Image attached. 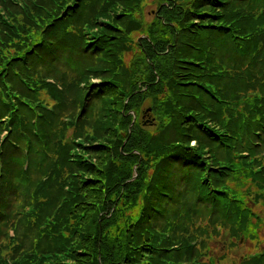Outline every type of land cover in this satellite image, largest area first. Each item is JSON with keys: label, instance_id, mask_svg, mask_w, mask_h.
Instances as JSON below:
<instances>
[{"label": "rangeland", "instance_id": "obj_1", "mask_svg": "<svg viewBox=\"0 0 264 264\" xmlns=\"http://www.w3.org/2000/svg\"><path fill=\"white\" fill-rule=\"evenodd\" d=\"M81 3L82 10L77 11ZM119 3L116 0H0L1 76L4 77L11 60H24L11 68L15 73L8 89L0 88V96L7 103L5 112L0 115V160L5 159L3 155L6 154V158L10 157L6 162H9L18 150L23 158L18 188L12 198L11 194L6 198V201L11 198L7 217L0 220V264H17L15 260L27 252L37 253L36 257H39L47 249H52L58 259H63L73 247L72 233L77 224L64 202L66 192H69L66 185L70 180L69 173L54 179L52 171L61 165L57 158L64 155L68 158L71 151L81 150L80 143L92 141L95 127L104 120L99 114L102 99L91 100L89 109L83 106L87 83L99 81L93 70L109 68L116 76L124 74L116 69L117 61L111 60L113 62L108 64L92 54H83L80 49V35L88 37L96 32V19L107 20V14ZM162 3L161 0H143L138 14L142 22H152ZM68 5H76L75 11ZM226 21L232 23L228 28L234 29L232 36L245 27L246 21L249 24L239 37L233 38L238 44L237 49L231 45L225 57H214L217 75L211 76L208 72L210 79H205V83L219 96L216 101L208 99L211 109L220 116L217 122L228 127H233L232 121L236 122L238 138H234L232 132L225 139L228 142L231 137L230 145L222 141L217 146L209 139L204 142L192 139L189 144L193 148L202 146L206 151L204 159L209 161L211 154L214 166L224 164L219 170L211 168L212 164L208 167L212 175L219 177L218 188L224 190L212 188L211 192L219 195L223 192L239 202L235 203L233 220L222 217L223 213L216 207L196 203L198 187L193 179L188 177L181 184L175 180V186L186 189L184 197L179 201L168 198L157 211L159 217H153L157 218L154 229L171 240L163 239L162 245L157 247L159 251L164 247L171 249L164 250L167 253L162 255L172 259L165 260L170 264H258L259 257L264 260V0L235 3L226 11ZM99 25L102 26V22ZM145 37L148 38L144 30L132 33L120 58L127 66L140 49L138 43L141 44ZM105 58L108 56L105 55L103 60ZM115 80L122 85L123 79ZM17 90L20 95L16 94ZM6 91L10 92L11 100L4 96ZM141 91L146 92L147 86ZM111 93L112 90L108 95ZM128 97L123 100L121 113ZM152 103L150 92L140 109L129 112L132 120L128 129L136 120L145 131L156 129ZM18 120L22 122V131L15 133L13 124H18ZM52 142H60L68 148L60 154L58 146L54 148ZM125 143L126 138L119 146L124 154ZM168 145L164 143L166 148ZM30 151H33L35 161L32 171L28 168ZM89 156L99 165L108 162L107 158L112 159V155L103 151L92 152ZM142 157L139 156L132 167V181L138 177L137 168ZM3 170L0 162L1 176ZM150 172L151 167L146 173ZM243 178L245 183L236 186ZM140 201L123 205L125 219L142 211ZM85 216H81V221ZM148 238L149 233L141 241ZM61 246L67 251L60 249ZM141 261L147 260L142 257Z\"/></svg>", "mask_w": 264, "mask_h": 264}, {"label": "trees", "instance_id": "obj_2", "mask_svg": "<svg viewBox=\"0 0 264 264\" xmlns=\"http://www.w3.org/2000/svg\"><path fill=\"white\" fill-rule=\"evenodd\" d=\"M116 1L120 3L112 8V13L107 14V20L96 19V32L90 33L88 37L80 35V49L83 54H92L97 60L108 64L117 61L116 69L124 74L116 76L109 68L93 70L99 81L87 83L84 91L87 98L83 101V106L89 109L91 100L102 99L99 114L104 120H100V126L95 127L94 136L90 138L92 141L88 144L79 142L81 150L71 151L68 158L66 155L57 158V163L61 165L52 171L54 179L59 178L62 173H69L70 180L66 184L69 192H66L64 202L77 224L72 233L73 247L63 259H58L52 249L42 251V256L39 257H36L37 253L27 252L15 260L17 264H170L165 260L172 259L168 260L162 255L171 249L164 247L159 251L157 247L164 240H171L166 238V234L162 235V232L154 229V220L159 217L157 211L164 201L168 198L179 201L184 197L186 189L181 190L174 182L176 180V183L181 184L188 177L198 187L196 203L204 207L214 206L223 213L222 217L234 219L235 203L239 201L218 188L219 177L212 175L208 169L212 164L211 168L219 170L224 164L214 166L211 154L209 161L205 160V149L202 146L193 148L189 142L192 139L199 142L209 139L217 146L222 141H225V145H230L231 137L228 142L225 139L232 132L234 138H238L235 134L238 130L236 122L232 121L233 127L217 122L216 119L220 120V116L211 109L208 99L216 101L219 96L205 83V79H210V74L217 75L214 57H225L231 45L237 49L238 44L234 43L233 38L239 37L249 24L246 21L245 27L233 36L234 29H228L232 23L228 24L226 21V11L241 0H161L162 7L150 23H143L138 16L143 0ZM120 4H123L122 10ZM69 7L74 12L76 5ZM81 7L82 3L77 11H81ZM99 22H102V26ZM143 30L148 38L145 37L141 44L138 43L140 49L127 66L120 59L121 55L127 48L132 33ZM59 44L62 47L61 41ZM60 51L59 49L58 53ZM47 52L45 50L46 54ZM105 55L108 58L103 60ZM19 62L24 63V60H11L3 73L4 77L0 74L1 89H8L7 85L12 83L15 73L11 68ZM117 78L124 80L120 81L122 85L115 80ZM146 86L147 91L142 92L141 88ZM111 90L109 96L108 92ZM15 92L17 95L21 94L18 90ZM150 92L153 100L150 107L157 121L156 129L145 131L137 120L128 129L132 120L129 112L140 109ZM9 93H3L7 99H10ZM12 97L16 99V96ZM126 97V108L121 113ZM6 106L1 95L0 115L5 112ZM21 108L25 110L24 107ZM17 122L18 124H13L15 133L22 131V122ZM124 138L126 143L123 152L126 154L119 150ZM164 143L169 144V148ZM52 144L54 148L58 146L60 154L68 148V145L60 142ZM12 147L14 148L13 145ZM16 150L14 148L17 153ZM95 151L112 155V159L107 158L108 162L99 165L89 156ZM142 155L141 165L137 168L138 177L132 181V167ZM5 156L6 154L3 155L5 159L0 160L4 169V173L0 175L1 221L7 217L8 205L18 188V173L23 159L21 150L12 155L9 162L6 161L10 157ZM30 156L28 168L32 171L35 162L32 159L33 151H30ZM149 167L151 172L147 174ZM64 179L63 177L62 181ZM244 183L245 178L236 186ZM212 188L223 192L220 195L213 194ZM10 194V200L6 201ZM139 199L142 211L125 219L123 205L136 203ZM73 210L80 215H76ZM84 214L86 216L81 221ZM164 218L165 216L163 221ZM148 233L150 238L145 242L141 241L148 237ZM60 249L66 250L64 246ZM142 257L147 261H141ZM259 258L258 264H264L263 257Z\"/></svg>", "mask_w": 264, "mask_h": 264}]
</instances>
